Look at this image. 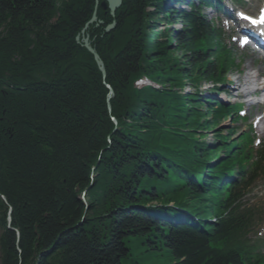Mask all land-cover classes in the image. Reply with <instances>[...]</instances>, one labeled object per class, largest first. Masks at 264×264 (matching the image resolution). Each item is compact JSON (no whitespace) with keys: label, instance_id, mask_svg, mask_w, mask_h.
Returning a JSON list of instances; mask_svg holds the SVG:
<instances>
[{"label":"trees","instance_id":"obj_1","mask_svg":"<svg viewBox=\"0 0 264 264\" xmlns=\"http://www.w3.org/2000/svg\"><path fill=\"white\" fill-rule=\"evenodd\" d=\"M93 6L0 0V264H143L149 253L174 264H239L224 248L231 217L193 226L157 217L173 216L163 205L170 201L206 217L243 159L219 133L211 145L194 139L223 109L198 85L221 79L228 55L192 9L122 0L112 30L104 31L112 18L99 6L102 23L86 31L103 78L75 40ZM156 14L181 28L159 31ZM142 75L161 88L136 86ZM190 77L193 92L184 93ZM104 81L114 91L110 110ZM218 149L224 158L210 163ZM194 167L207 173L199 184Z\"/></svg>","mask_w":264,"mask_h":264},{"label":"rangeland","instance_id":"obj_2","mask_svg":"<svg viewBox=\"0 0 264 264\" xmlns=\"http://www.w3.org/2000/svg\"><path fill=\"white\" fill-rule=\"evenodd\" d=\"M61 1H64V0H56L57 4H60ZM155 17H156L155 20H153L155 22L154 25H156L157 26L156 28L161 32H165L167 29L170 31V30H173L172 28L177 29L180 27L179 22H177L176 24L173 25V24H169V23L165 22V20H164L165 17H161L159 15H156ZM161 38L163 39V37H161ZM171 43H172V40H171ZM171 46H174V44L172 43ZM235 55H236L237 61L240 60L243 62V69H242L243 71L241 74V78H242V81L244 82V86L242 89H244L245 91H250L252 86H253L252 80L255 78V76H253L251 79L249 78L247 82H245V79H246L245 76H246V74H251V75L255 74L256 75V73L260 69V66H257L255 68V70H249L248 66H247L249 61L246 58V56L244 54H238V53H235ZM232 72H233L232 74L227 75L228 79H234L236 77L235 70H233ZM191 79H192L191 77L188 78V80L186 78H184V80H183V82H185L184 84L189 85L191 82ZM206 84H204L203 87L209 86V84H207V85ZM165 85L168 86L167 84H165ZM188 85H187V87L185 86L184 92H187L191 89V87ZM202 89H203V91H206L208 88H202ZM219 96L223 97L222 95H219ZM188 100L189 99H185V108L186 107H191V108L195 107L196 111H197L196 113H199V114L203 113L205 120L210 118L211 114H210V112H207L205 110L206 108H204V106H196V105L189 106V104L187 102ZM253 111H255V109ZM220 126L222 129L227 130L229 127L232 126V124H230V122L226 120V121L221 122ZM241 128L244 129V126L242 125ZM213 130H214V128L211 130H206V131H205V129H203V130H201V132H203L201 134L197 133V131H196V132H194L195 134L197 133L194 136V139H196V138L200 139L199 137H201V139H203V140L205 139L208 142H210L212 140ZM181 132H183V131H181ZM194 133H192V134H194ZM140 247L143 248L142 246H140ZM143 255H147V254H143ZM141 260H146L147 263H150V264H174L173 261L171 260V258L167 257L166 254L155 255L154 253H149V257L141 258Z\"/></svg>","mask_w":264,"mask_h":264},{"label":"water","instance_id":"obj_3","mask_svg":"<svg viewBox=\"0 0 264 264\" xmlns=\"http://www.w3.org/2000/svg\"><path fill=\"white\" fill-rule=\"evenodd\" d=\"M95 1V6H94V10H93V13H92V16L91 18L89 19V21L87 23H90V22H93L95 21L97 18H96V8L98 6V4L102 7V8H108L109 10V13L111 16H114L115 15V11L116 9L121 5L122 3V0H94ZM87 23L85 25H87ZM115 25V22H111V24L107 25L105 30L108 31L110 30L113 26ZM86 27V26H85ZM85 29V28H84ZM84 29H82V33H84ZM76 40L77 41H81V44L82 46H84L93 56V59L98 67V69L100 70L102 76L104 77L105 76V68H104V65H103V61L102 59L100 58V56L98 55V53L96 52V50L92 47L89 39H88V36L87 35H83L81 36V38L77 35L76 36ZM107 88H108V94H107V100H109L112 96H113V90L112 88L106 84ZM108 107L110 108V105L108 103ZM114 123H116V120L113 119ZM1 198L3 200H5L4 196L1 195ZM83 198V197H82ZM10 210V209H9ZM8 222L10 223V216H8ZM10 227V225H8ZM11 228V227H10Z\"/></svg>","mask_w":264,"mask_h":264},{"label":"snow or ice","instance_id":"obj_4","mask_svg":"<svg viewBox=\"0 0 264 264\" xmlns=\"http://www.w3.org/2000/svg\"><path fill=\"white\" fill-rule=\"evenodd\" d=\"M238 15H240L243 20L250 21V23L253 24V25L264 24V8H262L260 10L259 19H252L251 17L244 16L243 14H238ZM244 43H247V40L246 39L241 41V44L242 45ZM258 143H259V141H258Z\"/></svg>","mask_w":264,"mask_h":264},{"label":"bare ground","instance_id":"obj_5","mask_svg":"<svg viewBox=\"0 0 264 264\" xmlns=\"http://www.w3.org/2000/svg\"><path fill=\"white\" fill-rule=\"evenodd\" d=\"M251 77H252V75H250V74H247V75H246V77H245V78H246V79H245V82H247V81H248V79H249V78H251Z\"/></svg>","mask_w":264,"mask_h":264}]
</instances>
